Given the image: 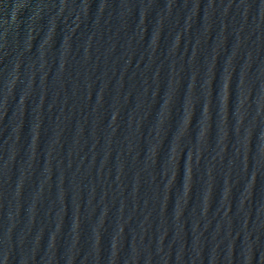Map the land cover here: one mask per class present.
<instances>
[{"label":"water","instance_id":"1","mask_svg":"<svg viewBox=\"0 0 264 264\" xmlns=\"http://www.w3.org/2000/svg\"><path fill=\"white\" fill-rule=\"evenodd\" d=\"M0 264H264V0H0Z\"/></svg>","mask_w":264,"mask_h":264}]
</instances>
